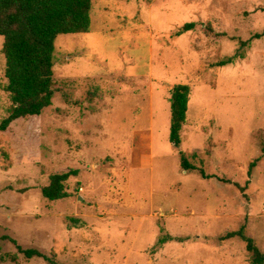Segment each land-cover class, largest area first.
Returning a JSON list of instances; mask_svg holds the SVG:
<instances>
[{"label": "rangeland", "instance_id": "obj_1", "mask_svg": "<svg viewBox=\"0 0 264 264\" xmlns=\"http://www.w3.org/2000/svg\"><path fill=\"white\" fill-rule=\"evenodd\" d=\"M91 3L90 32L55 40L52 105L0 133V264H48L16 245L56 264H250L242 240L222 237L244 226L264 253V0ZM188 23L224 38L177 35ZM177 85L190 88L178 149ZM69 170V197L43 199Z\"/></svg>", "mask_w": 264, "mask_h": 264}, {"label": "trees", "instance_id": "obj_2", "mask_svg": "<svg viewBox=\"0 0 264 264\" xmlns=\"http://www.w3.org/2000/svg\"><path fill=\"white\" fill-rule=\"evenodd\" d=\"M91 0H0V37L3 38L2 54L5 59L6 92L11 100L8 116L0 122V133L7 132L10 125L18 120L38 118L42 112L52 105L53 65L55 40L59 35H84L90 32ZM200 27L204 35L215 42H221L224 34H218L205 24L188 23L177 35ZM244 44V43H243ZM233 58L219 63V66L231 64ZM190 98L187 85H177L171 90L169 142L178 149L182 144L181 131L186 122ZM264 153V144L261 147ZM258 161V160H257ZM254 161L250 171L255 167ZM180 164L185 171H197L201 178L207 177L201 168L190 164L180 153ZM77 170L54 174L49 184L41 189L43 199L49 202L61 201L69 197L66 182L77 177ZM239 238L246 244L250 254V264H264V253L246 237L245 227L227 233L222 240ZM0 240H10L1 237ZM167 239H160L159 244ZM170 240V238H169ZM15 243V241H12ZM17 251L26 260L43 259L48 264H56L36 249H22L16 245ZM15 262L14 258L12 259Z\"/></svg>", "mask_w": 264, "mask_h": 264}]
</instances>
